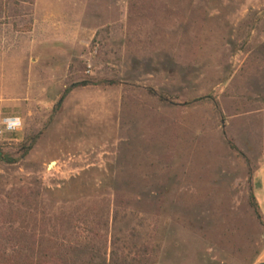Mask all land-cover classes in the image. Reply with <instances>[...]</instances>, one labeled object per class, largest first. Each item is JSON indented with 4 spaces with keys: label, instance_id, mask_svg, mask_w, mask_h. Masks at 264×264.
Instances as JSON below:
<instances>
[{
    "label": "rangeland",
    "instance_id": "374dc122",
    "mask_svg": "<svg viewBox=\"0 0 264 264\" xmlns=\"http://www.w3.org/2000/svg\"><path fill=\"white\" fill-rule=\"evenodd\" d=\"M31 2L0 0V193L88 214L99 264L263 260L264 0Z\"/></svg>",
    "mask_w": 264,
    "mask_h": 264
},
{
    "label": "trees",
    "instance_id": "16d2710c",
    "mask_svg": "<svg viewBox=\"0 0 264 264\" xmlns=\"http://www.w3.org/2000/svg\"><path fill=\"white\" fill-rule=\"evenodd\" d=\"M31 148L25 146L18 159ZM0 161L18 160L0 150ZM39 198L40 192L31 188L0 193V264H99L95 242L100 232L89 215L50 214ZM86 248H91L90 256L81 258Z\"/></svg>",
    "mask_w": 264,
    "mask_h": 264
},
{
    "label": "crops",
    "instance_id": "0c3cea01",
    "mask_svg": "<svg viewBox=\"0 0 264 264\" xmlns=\"http://www.w3.org/2000/svg\"><path fill=\"white\" fill-rule=\"evenodd\" d=\"M41 3V0H34L33 7H34V16L36 18V21H45L48 19V14L50 13L51 9L46 10V18L43 20L39 19V5ZM37 22L35 24V27L37 25ZM263 145H264V138L262 139ZM256 181L258 182L257 186L254 189V195L257 201V204L260 208V210L264 213V158L261 160L260 165L257 168L256 171ZM263 260H258L255 264H258L259 262H262Z\"/></svg>",
    "mask_w": 264,
    "mask_h": 264
},
{
    "label": "built area",
    "instance_id": "2783aa9c",
    "mask_svg": "<svg viewBox=\"0 0 264 264\" xmlns=\"http://www.w3.org/2000/svg\"><path fill=\"white\" fill-rule=\"evenodd\" d=\"M19 120L21 122V118L19 117H16V116H10V117H6L4 118L1 122H0V134H3V133H6V132H14L16 130H18L21 125H22V122L20 123V125L18 127H15L13 130H9L7 125L4 123L6 120Z\"/></svg>",
    "mask_w": 264,
    "mask_h": 264
},
{
    "label": "clouds",
    "instance_id": "9594fccd",
    "mask_svg": "<svg viewBox=\"0 0 264 264\" xmlns=\"http://www.w3.org/2000/svg\"><path fill=\"white\" fill-rule=\"evenodd\" d=\"M4 123L7 125L9 130H13L15 127H18L21 122L17 119L14 121L13 120H6Z\"/></svg>",
    "mask_w": 264,
    "mask_h": 264
},
{
    "label": "water",
    "instance_id": "95a60500",
    "mask_svg": "<svg viewBox=\"0 0 264 264\" xmlns=\"http://www.w3.org/2000/svg\"><path fill=\"white\" fill-rule=\"evenodd\" d=\"M258 264H264V261H262V262H259Z\"/></svg>",
    "mask_w": 264,
    "mask_h": 264
}]
</instances>
